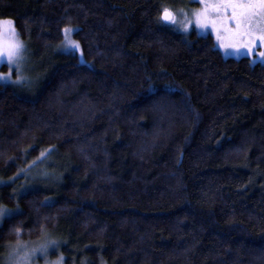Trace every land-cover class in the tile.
<instances>
[{"label": "trees", "instance_id": "obj_1", "mask_svg": "<svg viewBox=\"0 0 264 264\" xmlns=\"http://www.w3.org/2000/svg\"><path fill=\"white\" fill-rule=\"evenodd\" d=\"M167 1L0 0L38 53L71 27L86 60L32 98L0 83L2 257L47 235L65 264H264V64L168 28Z\"/></svg>", "mask_w": 264, "mask_h": 264}, {"label": "rangeland", "instance_id": "obj_2", "mask_svg": "<svg viewBox=\"0 0 264 264\" xmlns=\"http://www.w3.org/2000/svg\"><path fill=\"white\" fill-rule=\"evenodd\" d=\"M166 8L169 9L170 13L175 17V22H168L167 26L183 35L189 34L191 31L196 30L200 35L211 34L215 37L218 48L222 51L224 57H231L234 59H240L242 57H247L252 63H262L264 64V57L259 55L260 52L264 51V47L257 46L253 52H249L243 46L240 47H221V41L217 40L216 34L213 32L212 27L209 25L205 28H198L195 25V19L193 13L200 10L203 6L199 3V0H168L166 2ZM8 20V19H2ZM188 20H192L187 28L184 26ZM14 24V23H13ZM15 27V26H14ZM71 28V27H68ZM73 29V28H71ZM16 30V29H15ZM17 32V31H16ZM73 32V31H72ZM72 32L70 33V39L77 42L72 37ZM18 34V33H17ZM18 40L23 44L21 49V59L20 71L19 73L13 71L11 76V81L0 80V83L9 85L16 90L22 96L25 97H35L41 91V87L45 80L47 79L49 72L56 60V56L61 53H73L77 56L79 62H86L81 46L79 44L78 49H73L64 42L60 45L59 49L55 51H45L38 53L37 49L31 44H28L21 40L18 35ZM65 39V37H64ZM15 68V65H13ZM9 71L7 64H0V72L7 73ZM19 75L20 80L17 81L16 77ZM52 155L45 157V162L51 164ZM40 170L39 172H41ZM44 174L45 172L42 171ZM30 182L41 181L45 177L39 175H33L29 173L27 177ZM23 182V179L21 180ZM31 184L28 185L30 187ZM9 217V216H8ZM6 217L0 218V226ZM47 240V235L38 241H19L16 244H10L7 247V253L1 255L0 253V264H46V261L55 259L58 254H62L63 260L62 264H65V256L62 251V243L57 240V244L50 246L47 255L39 251L35 255L30 253L32 248H38L39 245L45 243ZM29 253L27 259L24 258V253Z\"/></svg>", "mask_w": 264, "mask_h": 264}, {"label": "snow or ice", "instance_id": "obj_3", "mask_svg": "<svg viewBox=\"0 0 264 264\" xmlns=\"http://www.w3.org/2000/svg\"><path fill=\"white\" fill-rule=\"evenodd\" d=\"M203 6L193 13L195 25L198 28L211 26L217 40L221 41V47L243 46L250 53L254 49L264 47V0H199ZM162 19L175 22V17L168 8L163 9ZM192 24L188 20L186 28ZM73 29L66 27L65 43L73 49H78L79 44L70 39ZM13 21L0 20V64H7L9 71L0 72V80L11 81L13 71L19 73L21 49L23 44L18 40ZM259 55L264 57V51ZM15 65V68H13ZM16 80L20 77L17 75ZM6 210L0 208V218ZM29 253H24L27 259Z\"/></svg>", "mask_w": 264, "mask_h": 264}, {"label": "clouds", "instance_id": "obj_4", "mask_svg": "<svg viewBox=\"0 0 264 264\" xmlns=\"http://www.w3.org/2000/svg\"><path fill=\"white\" fill-rule=\"evenodd\" d=\"M56 244H57V240L49 239L45 243L39 245L38 248H32L30 250V253L32 255H35L36 252L39 251V252L44 253L45 255H47L49 247L50 246H54ZM62 260H63L62 254H58V256L55 259L50 260V261H46V264H62Z\"/></svg>", "mask_w": 264, "mask_h": 264}, {"label": "water", "instance_id": "obj_5", "mask_svg": "<svg viewBox=\"0 0 264 264\" xmlns=\"http://www.w3.org/2000/svg\"><path fill=\"white\" fill-rule=\"evenodd\" d=\"M162 15H163V13H162ZM162 15H161V18H162ZM163 20V19H162ZM164 21V20H163ZM164 22H166V23H168V22H170V21H164Z\"/></svg>", "mask_w": 264, "mask_h": 264}]
</instances>
